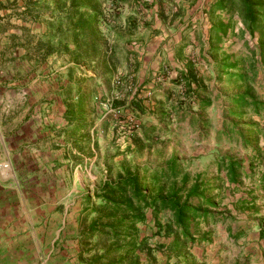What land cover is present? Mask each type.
Here are the masks:
<instances>
[{
	"label": "crops",
	"instance_id": "1",
	"mask_svg": "<svg viewBox=\"0 0 264 264\" xmlns=\"http://www.w3.org/2000/svg\"><path fill=\"white\" fill-rule=\"evenodd\" d=\"M7 1L13 0H0V6ZM214 1L118 0L112 5L116 15L111 19L107 14L105 18L103 34L106 41L100 42L101 54L89 49L87 56L77 58L76 52L72 51L74 44L66 50L53 52L57 61L59 56L65 57V60L61 61L64 70L58 77L63 78L61 81L57 80L61 87L58 90L60 95L54 105H51L53 109L59 110L60 116L55 117V113L50 120V124L54 125L50 132V137L54 136L49 141L50 145L41 141V137L47 133L42 131L48 125L45 116L41 118L39 114L38 119L33 120V126L37 130L34 137L27 133L26 126L31 125L30 119L33 116L30 114L31 104L28 98L30 71L23 68L17 72L12 69L13 78L7 83L6 90L9 103L3 108L6 119L0 117V190L5 192L0 194V264H80L74 261L79 251V200L72 199L66 204L65 207L77 206L68 211L67 208L60 207L62 199L57 198L53 200L55 204L51 201V206L59 204V208L48 214L47 199L31 198L32 171L24 163L32 157V150L40 149L37 151L42 154L43 161L41 163L38 155V166L42 168H45L43 164L47 151L52 154V170V167L59 164L58 157L64 154L63 139H68L74 147L72 154L76 157L74 163L77 165L73 172L78 182L72 189L87 184L83 177L85 175L93 182L99 178L104 180L111 173L114 178L124 173L126 168L132 167L123 163L114 170L104 165V159L109 158V155L107 149L104 151L103 148L114 139L111 131L114 125H118L112 123L111 119H120L108 107L102 106L103 101L110 103L113 108H120L122 113L125 109L128 110L127 105L131 99L138 98L150 113L136 119L146 120L148 124L159 122V125H165L170 123V101L175 103L179 98L184 99V89L175 86L171 78L185 70L186 66L195 64L194 70L206 84L201 66L203 61L214 59L217 63L226 57L230 61H237L241 53L235 54L228 49L235 44L240 46L243 54L251 55L254 52L258 56L259 34L255 32L252 36L237 12L226 7L216 9ZM8 6L1 9L7 12L9 9L4 8H10ZM108 9L111 10L109 7ZM221 26L225 32L219 28ZM209 41H220L221 48L209 53ZM248 46L251 50L247 49ZM26 52L24 47L18 57L13 53V60H18L22 55L27 59L30 52L27 55ZM18 94H22L20 106L13 99ZM258 99L264 101L263 98ZM2 102L0 99V103ZM114 102L116 105H112ZM197 102L198 99H195L192 104ZM68 106L74 110L70 121L65 116ZM196 108L192 107V113L201 111ZM157 112L166 113L162 115L161 121ZM107 116L109 117L106 118ZM106 124L107 128L100 129L101 125ZM4 127L8 130L6 135L2 133ZM263 143L264 139L261 137L260 144ZM248 154L252 158L253 151ZM87 158L90 160L89 170H79L77 167H81L83 162L87 163ZM263 168L264 158L253 173L248 164L244 165L247 177L243 174L238 181L230 183L224 180L221 185L222 193L225 189L222 197L224 206L221 209L230 211L229 228L232 231L249 228L246 235L236 240L224 230L230 244L221 250L231 249L232 254L237 257L239 253L246 256L253 252L256 259H252V264H264V237L260 236L258 224L259 219L263 217L262 221L264 220V190L258 180ZM55 170L54 175H57L62 169ZM52 182L60 183L57 176L52 178L50 184ZM253 197L256 200L253 201ZM244 199L249 202L240 203ZM32 204L37 208L32 210ZM254 208L258 212L251 214ZM70 225L72 229L76 226V230H70ZM50 253L52 256H49Z\"/></svg>",
	"mask_w": 264,
	"mask_h": 264
},
{
	"label": "trees",
	"instance_id": "2",
	"mask_svg": "<svg viewBox=\"0 0 264 264\" xmlns=\"http://www.w3.org/2000/svg\"><path fill=\"white\" fill-rule=\"evenodd\" d=\"M101 3L102 0H71V4L68 6L59 5L57 10L59 18L53 21L54 30L63 31L62 38L67 40L69 29L74 41H62L61 38L56 46L47 41L42 45L43 55L66 50L70 48L71 44H74L72 51L76 52L77 58L87 56L89 49L101 54L100 45L102 44L100 42L106 41L103 34L106 12L105 8L101 7ZM213 6L216 9L225 7L233 9L245 23L252 36L255 32L259 34L258 56L254 52L251 55L248 53L242 55L249 62L248 68L254 70V67L259 63L264 68V0H215ZM30 8L28 7V10ZM109 16L113 17V14H109ZM219 28L225 32L222 26ZM219 42L209 41L210 45L207 51L209 53L217 52L221 48ZM38 48L40 47L38 46ZM219 64L222 69L221 73L235 76L236 81L244 84L242 89L228 97L231 103L228 108L229 113L240 119L247 113V110L254 114H259L264 110V101L259 100L255 95L254 87L251 85L252 77L241 67L240 60L230 61L226 57L219 61ZM195 67V64H190L176 77L171 78L175 86H181L184 89V99L179 98L175 103L170 102L172 110L174 109V113L181 121L188 114L190 123H193V119L196 117V113L190 111L194 105L192 104L193 100L198 99L197 107L200 109H206L212 102L207 85L194 70ZM237 69L238 71L243 69V71L236 72ZM113 104L116 105V102ZM127 109L133 114L134 119L150 113L138 98L131 99ZM73 114L74 110L68 106L65 116L69 121L72 120ZM156 114L161 121L162 115L166 113L157 112ZM158 123L148 124L146 120L135 122L132 129L137 134L139 133L136 138L138 149L142 148L144 142L158 138L161 135L160 132L164 130L163 128L169 125V123H165V125ZM198 123L202 126L209 124L202 120ZM230 123L224 121L223 126L217 132L228 140H233V136L236 135L239 140L237 141L245 149L248 148L249 152L253 151L252 158L249 156L247 158L248 168L253 173L257 164L264 158V143L260 144L261 137L264 139V126L253 120L244 123L230 120ZM158 160L160 159L134 168L128 167L124 173L113 179L107 177L102 180L93 190V195L96 198L94 205L90 203L91 194H88L86 203H89V206L83 208L82 214H86L87 217L88 214L93 213L96 216L82 229L79 241H84L83 244L88 247L93 246L90 240L95 238L94 255L90 263L153 264V259H150L152 248L148 246L147 238L140 236L138 225L146 220L147 213L153 218L156 232L170 238L169 241L159 242L156 245L157 248L164 251L167 260L172 256L177 258L182 256L184 264L189 263L187 255L184 253L185 250L195 242L211 240L212 229L204 230L203 228L210 222L215 223L229 218L230 211L218 210L220 206V201L216 200L218 193L212 192L215 186L218 188V185L221 186L224 182L223 177L220 176L221 172L225 173L226 180L230 183L239 180L243 174L245 177L248 176V173L243 169V161L229 153H215L213 162L216 165V177L210 179L204 177V173L201 172L194 174L189 171L184 172L185 163L183 159L176 156H172L164 165H159ZM213 180L217 184L212 185ZM218 180L220 181L218 182ZM258 180L264 190V168L258 176ZM262 198L264 199V194ZM252 200H256V197H253ZM248 202L244 199L240 203ZM163 212L168 213L165 221L159 218ZM257 212L258 209L254 208L251 214ZM262 219L263 217L259 219L258 224L260 225V236L264 237V220L262 221ZM200 222L203 223L202 227ZM248 230L249 228L235 231H232L231 228L227 229L229 236L234 240L246 235ZM199 233V237H195ZM139 251L146 253L148 260L145 262L141 260Z\"/></svg>",
	"mask_w": 264,
	"mask_h": 264
},
{
	"label": "rangeland",
	"instance_id": "3",
	"mask_svg": "<svg viewBox=\"0 0 264 264\" xmlns=\"http://www.w3.org/2000/svg\"><path fill=\"white\" fill-rule=\"evenodd\" d=\"M115 3V0H102L101 7L105 8L104 11L106 12V15H116L115 10H112V5ZM4 4L5 5L0 6V99L3 101L0 103V117L1 119H6L5 109L3 108H6L9 103L7 98L8 92L6 90L7 83L12 81L13 78L12 69L17 72L19 70H23V68L29 70L31 87L29 94L30 97L28 98L31 104L30 114L33 116L30 119L31 125L29 127L26 126L27 133L31 137H34L36 134L35 131L37 132V130H35L33 126V120L36 121L39 114L41 115V118L45 116V122H47L48 125H46L45 128H42V131H46L47 133L41 137V141L47 142V144L50 145L49 141L54 138V136L50 137V132L53 130L54 126L50 124V120L54 118L53 115L55 113V117L60 116L59 110L53 109L51 105H54V102L60 95L58 90L61 87L58 81H61L63 76L60 78L58 77L64 70L62 68L63 63L61 61L65 60V57L59 56L57 57V61L56 57L54 58L55 53L53 52L45 57V55L42 54L44 53L42 45L45 42L50 41L56 46L57 42L62 38L63 31L54 30L55 24L53 21L59 18V13L57 11L58 6H68L71 4V0H13L4 2ZM7 5H9L8 7L10 8L4 9H9V11L4 12L1 8ZM28 7H31L30 10H28ZM108 7L111 10H109ZM71 34V31L68 29L69 37L67 40H63L62 38V41H74V39L71 38ZM28 46L30 48L29 50ZM38 46L40 48H38ZM250 46L253 48L252 44H250ZM24 47L27 49L26 55L30 52L27 59H25L22 55L18 60H13L14 55L15 57H18L22 54V48ZM228 49H231L235 54L237 52L241 53L237 61L240 60L241 67L252 77L251 85L254 87L253 89L255 95L258 98L260 97V99H264V68L262 65L260 63L259 65H256L255 63L256 66L254 67V70H252V68H248L247 65L249 62L242 55L243 53L241 52L242 49L240 46L237 47L235 44L233 47ZM247 49L251 50L249 49V46ZM13 53L15 54L12 55ZM215 62L216 61H214V59L209 60V62L206 60L202 62L201 66L204 70L203 74L205 75L204 80L209 90L212 102L206 109L196 108L197 103L192 106L201 110L200 112L196 111V117L193 119V123H190V117L188 114L182 119V121L179 120L173 111L174 109L172 110V106L170 105V110L172 111H170V123L168 127L163 128L164 130L160 132L161 135L158 138L150 142H144L142 148L138 149V140H136V138L139 133L137 134V132L132 129V126L135 125V122H138L137 119L139 118L134 119L132 117L133 114L126 109L121 113L124 117L120 116V114H113L118 118L120 117V122L118 119H111L112 123H117L118 125H114L111 131L113 132L112 136H114V139L112 138L109 145L103 148L104 151L107 149L106 151L109 155V158L106 157L104 159V165H108V167L115 170V167L126 163L134 168L138 165L153 163L157 159H160L158 160L159 165H164L172 156H176L183 159L185 163L183 168V171L185 170L184 172L189 171L191 174L201 172L204 173V177L210 179L212 177H216V165L213 161L215 153L219 152L234 155L236 158L243 161L246 166V157L249 156V149H245L241 143L238 142L239 140L236 135L233 136V140H228L218 134L217 131L223 126L224 121H228V123H230V120L238 123L257 120L260 125L264 126V110H262L259 114H254L250 110H247V113L240 119L232 116L228 110L231 106L228 97L242 89L244 84L236 81L235 76H231L228 73H221L220 70L222 69L219 61L217 63ZM243 69L241 70L243 71ZM241 70L238 71L237 69L236 72H242ZM11 99L10 101H12ZM13 99L20 106L19 100H22V94H18ZM104 102L107 101H103L102 104ZM102 106H104V104ZM190 111L192 112V108ZM108 117L109 116L106 118ZM127 118L128 120H126ZM200 120L207 121L209 124L202 126L198 123ZM104 127L107 128V124L104 126L101 125L100 129H103ZM7 132V127H4L2 129V133L6 135ZM42 142L41 144H43ZM102 144H104V142ZM63 148L64 154L62 157H58L60 158V160H58L59 164L52 167V170L50 168V163L52 162L53 155L48 151L45 155V163L43 164L45 168L38 166V155L41 157V163L43 159L42 154H38L40 149L37 148L36 150H32V157L29 161H25L24 166L29 165V168L32 171L30 174L31 198L38 200L44 197L47 199L48 214L59 208V204L51 206V201L54 203L53 200L57 198L62 199L60 207L63 206V208H67L68 211L73 210V208L77 206L68 205L65 207V205L69 204L72 199L79 200L78 213L80 220L77 224V229L81 233L82 229L86 227L88 222L96 216V214L90 213L86 217V214H82V211L87 205L89 206V203H86L88 194H91L90 203L92 205L96 203L93 190L102 182V178L93 182L85 175L83 177L86 179L87 184L77 186L76 189H72L75 184L77 185L76 182H78L73 172L75 166H77L74 163L76 161V157L72 154V149H74V147L68 139L64 138ZM77 162L79 161L77 160ZM89 165L90 160L87 158V163L83 162L81 163V167L78 166L77 168L86 172V169L89 170ZM59 167L62 169L60 170L61 173L54 175L56 171L55 168L59 171ZM112 174L113 173H111V175ZM111 175L109 178L113 179ZM54 176L59 178L60 183L58 182L55 184L52 182L50 184V181ZM220 176L226 181L224 172H221ZM219 181L220 180H218V182ZM215 183L217 184V182L213 180V183L211 184L215 185ZM2 191L3 190H0V194L4 192ZM212 192L214 194L218 193L216 200L220 201L218 210L221 211V207L224 206L222 203V197L225 193V189L222 193V187L218 185V188L215 186V188L212 189ZM31 208L34 210L37 206H33L32 204ZM167 217L168 213L166 212L161 213L159 216L162 221H165ZM138 225L140 236L146 237L148 246L152 248L150 259H153V264H184V258L182 256H179L178 258L172 256L169 260H167L164 251L157 248L156 245L159 242H167L170 238H166L162 235V233L156 232V226L154 225L153 218L149 213L146 215V220ZM200 225L202 227L203 223L200 222ZM229 225V220L224 219L215 223L210 222V224L204 227V230L208 228L212 229V234H210L211 240L195 242L192 246L186 249L184 253L187 255L186 258L189 261V263L186 264H190L192 262L194 264H252V259H256L253 252L248 253L246 256L243 253H239L237 257L232 254L231 249L227 248L229 251L221 250V248L230 244L227 239V235L224 233V230L227 231ZM75 227L72 229L73 227L70 225L69 229L76 230ZM246 229H248V227H246ZM80 233L78 234L77 243L79 251L76 253V257L73 255V258L75 257L74 261L80 264H92L90 262L92 256L94 255L93 249L95 238L90 240L93 246L87 247L83 244L84 241H79ZM199 235L200 233L195 237H199ZM49 256H52V254L50 253ZM139 256L144 262L148 260V257L144 252H140Z\"/></svg>",
	"mask_w": 264,
	"mask_h": 264
},
{
	"label": "built area",
	"instance_id": "4",
	"mask_svg": "<svg viewBox=\"0 0 264 264\" xmlns=\"http://www.w3.org/2000/svg\"><path fill=\"white\" fill-rule=\"evenodd\" d=\"M103 104H104V106L108 107L110 109V111L114 112V115L121 114L120 108H118V107L113 108V107H111L110 103H108V102H104ZM130 119H131V117H130Z\"/></svg>",
	"mask_w": 264,
	"mask_h": 264
}]
</instances>
